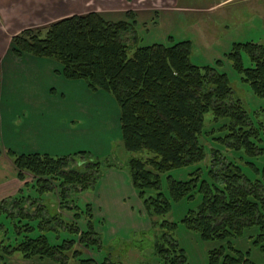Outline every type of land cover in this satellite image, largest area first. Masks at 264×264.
I'll return each mask as SVG.
<instances>
[{
	"label": "rangeland",
	"instance_id": "rangeland-1",
	"mask_svg": "<svg viewBox=\"0 0 264 264\" xmlns=\"http://www.w3.org/2000/svg\"><path fill=\"white\" fill-rule=\"evenodd\" d=\"M76 1L22 0L10 3L12 6L0 3V37L4 36V43L10 51L13 36L25 29L45 34L48 24L61 19L64 14L60 11L57 14L54 8L57 5L69 7ZM80 1H83L81 3L86 6V10L119 7L114 0ZM146 1L119 2L135 9L128 11L135 14L136 22L134 31L126 33L124 37L128 45L127 55L131 56L137 46L154 43L172 45L189 40L191 63L200 67L213 66L225 73L233 96L241 100L251 122L254 125L264 124V97L253 91L250 84L243 80V74L227 58L233 42L253 41L264 44V3L261 0H238L226 5L220 13L208 14L182 9L188 5L196 6V0H178L172 6L166 5L169 2ZM72 12L70 9L65 10L67 14ZM126 13H106L104 17L111 21L130 22L134 16ZM208 25L213 29L206 30ZM8 58L10 66L0 73V201L4 198L0 202V252L3 245L7 244L5 238L10 239L9 244L15 243L13 234L7 233L11 230L7 215L9 212L17 215L19 208L30 216L37 212L43 219L52 221L46 226L56 227V223L60 222L58 220H61L64 225H57L61 239H76L77 235L67 228L68 224L71 226L75 214L82 211L79 224H85L87 204L91 203L100 211L92 215L98 235L92 234L90 237L97 241L96 244L86 247L80 242L74 243L69 252L65 253L66 257L60 261L37 258L24 260L17 254L8 256L0 253V264H3L2 260H7L6 264H78L80 258L93 259L95 264H106L107 261L120 264H163L157 255V247L163 246L165 249L174 239L184 250L189 264H208L209 250L227 245L226 241L204 240L197 231L181 221L189 209L199 204V196L194 200L173 202L170 212L163 215L152 212L151 217L147 214L143 201L131 183L128 161L131 157L147 159L151 154L147 150L132 152L125 148L121 140L120 108L111 92L92 89L83 78H66L62 63L53 57L28 53L15 57L10 53ZM241 58L243 67L250 66L246 52H241ZM226 121L223 118L216 119L211 111L204 115L205 130L199 138L200 144L205 147L204 161L163 174L161 189L166 195L168 175L176 180H186L199 173L203 179H208L209 168L218 170L223 165L213 164L215 151L220 154L218 161L224 155V159L242 166L244 173L254 178L249 166L242 162L248 158L243 157L241 152L227 149L219 141L227 140V128L222 125ZM9 149L16 153L38 151L58 156L86 151L87 154L79 153L63 170L65 173L78 171L90 174L86 186L89 188L77 194L82 184L74 188L62 180H53L48 185L49 190L38 191L33 186L38 178L26 172L25 181L28 186L24 196L34 197L35 202L32 199L15 201L17 189L25 181L16 180L13 156L8 152ZM95 161L101 162V165H89L95 164ZM262 161L263 158L256 165H263ZM97 172L100 176L91 186V178ZM62 189H65V193H62ZM257 233L256 226L248 228L242 236L232 237L230 242L234 249L246 253L255 264H261L264 261L263 254L253 244ZM52 237L53 243L61 242ZM74 250L82 254L72 257Z\"/></svg>",
	"mask_w": 264,
	"mask_h": 264
},
{
	"label": "trees",
	"instance_id": "trees-1",
	"mask_svg": "<svg viewBox=\"0 0 264 264\" xmlns=\"http://www.w3.org/2000/svg\"><path fill=\"white\" fill-rule=\"evenodd\" d=\"M127 14L135 15L133 12ZM135 22V16L129 22L111 21L95 11L74 14L48 24L43 35L37 30L25 29L13 36L10 53L15 57L25 53L53 57L62 63L66 78H83L92 89L111 92L120 108L121 140L125 148L132 152L147 150L151 154L147 159L131 157L128 161L131 183L147 214L151 217L153 213L163 215L170 212L173 202L194 200L199 196V204L189 209L181 221L197 231L204 240L227 243L209 250L208 264H255L246 253L234 249L230 240L256 226L258 233L253 244L264 257V124L254 125L251 122L241 100L233 96L225 73L213 66L200 67L191 63L189 41L137 46L128 56L124 37L134 31ZM242 51L247 53L250 66H242ZM227 58L243 74V80L250 84L253 91L264 97V44L235 43ZM210 111L216 119H227L222 124L227 128V140L219 141L227 149L241 152L243 157L248 158L241 160L249 166L254 178L247 176L242 166L224 159V155L222 158L226 161L222 158L218 161L220 154L215 151L213 164L223 165L218 170L208 169L210 181L203 179L199 173L186 180H176L168 175L166 195L161 189L163 174L204 161L205 147L200 144L199 138L205 130L204 115ZM8 152L13 156L17 180L24 182L26 172L34 175L38 179L33 186L38 191L49 190L48 185L53 180H62L74 188L82 184L77 194L89 188L86 186L90 174L78 171L65 173L63 170L79 153L87 154L86 151L63 156L16 153L11 149ZM261 158L263 165H256ZM95 162L89 165H101V162ZM99 176L97 172L91 178V186ZM27 186L25 181L17 191L15 201H34V197L24 196ZM18 210L17 215L7 214L11 230L6 232L13 234L15 243L9 244L10 239L5 238L7 244L0 252L3 255L17 254L24 260L60 261L74 243L80 242L86 247L97 243L90 237L98 235L92 222L91 203L85 206V224H79L82 211L76 212L71 226L68 224L67 228L77 235L76 239H61L58 227L59 223L63 224L61 220L56 227L46 226L52 221L43 219L37 212L30 216L21 212L20 208ZM51 235L52 239L61 242L53 243ZM162 247H157V255L163 264H189L184 250L175 239L168 243L167 248ZM81 254L74 250L72 257ZM79 260L78 264H95L90 258ZM6 262L2 260L3 264ZM107 263L120 264L117 261Z\"/></svg>",
	"mask_w": 264,
	"mask_h": 264
},
{
	"label": "crops",
	"instance_id": "crops-1",
	"mask_svg": "<svg viewBox=\"0 0 264 264\" xmlns=\"http://www.w3.org/2000/svg\"><path fill=\"white\" fill-rule=\"evenodd\" d=\"M140 1L141 0H130V1L129 0H114V2H117L116 5L119 6L118 8H113L112 9V7L111 8H109V7H105L104 8L103 7V8H99V9H87L86 10V6L83 3H81L83 1L78 0V1H76V3H73V5L69 6V7H67L65 5H59V6L57 5L54 8V10H55V12L57 14H58L59 11L61 13H64L62 17L70 16V15H73V14H85V13H88V12H91V11L99 12V13H101L104 16L106 13L107 14L108 13H117V12L125 13V12H128V11H133L134 8H132L131 6H128L127 4L126 5H124V4L121 5V4H119V2L125 3V2H140ZM196 1L198 2V4H196V6L193 5V7H189V5H188L186 7H182V9L186 10V11L187 10H192V11H196L198 13H202L203 12V13H208V14H214V13H217V12L220 13L221 9L224 8L226 5H228L231 2L238 1V0H196ZM245 1L251 2L252 0H245ZM12 2H22V0H0V3H3V6H6L8 3L12 4ZM146 2H169V4H166V5L167 6H172L171 4L173 2H178V0H147ZM261 2H263V0H261ZM11 4H10V6H12ZM18 6L19 5H17V7ZM14 7H16V6H14ZM152 7L153 6H151V8ZM67 9L73 10V12L71 14H67V13H65V10H67ZM211 27H212L211 25H208L206 30H208V28H209V30L213 29ZM1 39H2L3 44L2 43L0 44V73H3L5 67L10 66L9 63H11V62H10V60L8 58V55H10V51H9V49H7V47H6L5 43H4V36H1L0 40ZM183 41H189V40H183ZM245 42H253V41H245ZM235 43H244V42H240V41L239 42H237V41L233 42V44H235ZM190 45H191V42H190ZM0 136H1V134H0ZM33 152L40 153L38 151H32V152H26V153H33ZM47 154H49V153H47ZM52 156H58V155H52ZM20 188H21V186L19 187V189ZM19 189H17V191ZM98 210H97V208H95L92 205V215L93 216L95 215V213L96 214L98 213Z\"/></svg>",
	"mask_w": 264,
	"mask_h": 264
},
{
	"label": "built area",
	"instance_id": "built-area-1",
	"mask_svg": "<svg viewBox=\"0 0 264 264\" xmlns=\"http://www.w3.org/2000/svg\"><path fill=\"white\" fill-rule=\"evenodd\" d=\"M263 2H264V0H263Z\"/></svg>",
	"mask_w": 264,
	"mask_h": 264
}]
</instances>
